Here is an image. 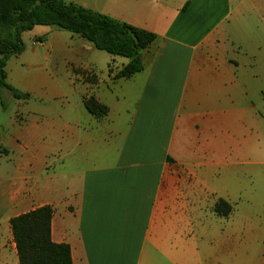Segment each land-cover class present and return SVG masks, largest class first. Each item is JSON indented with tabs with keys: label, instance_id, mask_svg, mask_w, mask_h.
Wrapping results in <instances>:
<instances>
[{
	"label": "crops",
	"instance_id": "1",
	"mask_svg": "<svg viewBox=\"0 0 264 264\" xmlns=\"http://www.w3.org/2000/svg\"><path fill=\"white\" fill-rule=\"evenodd\" d=\"M63 1L155 39L139 51L140 71L114 78L127 61L99 75L88 59L92 45L81 37L65 39L44 25L25 31L33 44L52 40L81 100L20 104L9 114L10 131H0V155L7 158L0 169V264H18L10 219L43 205L53 210L51 239L69 245L72 264H208L199 259L207 198L217 215L219 199L233 207L208 191L207 173L221 166L233 142L229 131L243 118L253 74L252 19L264 26L263 3ZM19 55L5 66L15 88L23 76L11 62ZM30 81L17 88L29 98L64 94L43 75ZM87 95L107 106L104 116L88 112Z\"/></svg>",
	"mask_w": 264,
	"mask_h": 264
},
{
	"label": "rangeland",
	"instance_id": "2",
	"mask_svg": "<svg viewBox=\"0 0 264 264\" xmlns=\"http://www.w3.org/2000/svg\"><path fill=\"white\" fill-rule=\"evenodd\" d=\"M259 1L264 6V0ZM252 23L253 47L248 56L253 74L249 79V99L243 100L242 120L229 131L233 142L221 157V166L207 173L208 191L213 189L228 199L233 207L227 216L217 215L213 211L212 197L207 198L206 214L201 223L205 230L199 259L201 261L205 257L208 264H264V26L257 18H253ZM58 31L65 39L74 35L65 30ZM22 35L25 49L11 62V66H16L23 76L14 79L15 84L20 88L31 87L34 83L30 80L40 74L47 77L51 86L61 88L64 94L39 99L35 93L31 98L16 99L9 90L2 89L0 131L3 132L10 131L9 114L15 113L20 104L35 107L42 101L54 106L69 100H81L71 90L72 72L66 71L63 59L56 56L58 53L52 40L47 38L42 45L33 44L27 32ZM74 37L81 39L77 35ZM237 38L241 39L240 33ZM91 51L88 59L99 75L106 71L108 65L118 66L120 62L127 61L125 57L93 46ZM78 86L83 87L82 84ZM6 166L7 158L1 154L0 169H6Z\"/></svg>",
	"mask_w": 264,
	"mask_h": 264
},
{
	"label": "trees",
	"instance_id": "3",
	"mask_svg": "<svg viewBox=\"0 0 264 264\" xmlns=\"http://www.w3.org/2000/svg\"><path fill=\"white\" fill-rule=\"evenodd\" d=\"M187 3L184 5V8ZM35 25L52 26L68 31L90 43L94 48L127 62L113 75L126 78L143 68L140 50L148 47L155 34L106 14L93 12L79 4L63 0H0V95L7 89L16 99L29 98L6 81L8 59L24 51L22 33ZM88 112L96 118L104 116L108 108L93 95L83 97ZM1 148V145H0ZM1 152V150H0ZM217 213L228 215L231 206L224 199L215 204ZM50 205H43L10 219L18 264H72L67 243L51 239L52 217Z\"/></svg>",
	"mask_w": 264,
	"mask_h": 264
}]
</instances>
